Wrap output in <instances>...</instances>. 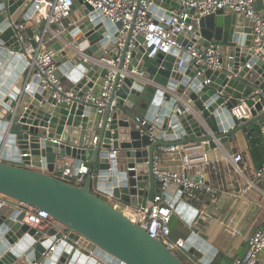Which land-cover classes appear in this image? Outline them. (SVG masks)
I'll return each instance as SVG.
<instances>
[{"label":"water","instance_id":"1","mask_svg":"<svg viewBox=\"0 0 264 264\" xmlns=\"http://www.w3.org/2000/svg\"><path fill=\"white\" fill-rule=\"evenodd\" d=\"M23 2L0 0V264L40 260L51 244L46 237L58 231L67 238L43 264H189L185 257L196 264H237L199 235L193 225L196 210L183 201L176 203V198L171 201L175 213L169 226L174 230L178 215H184L182 250L170 251L146 228L158 186L153 158L159 147L203 142L208 151L222 139H234L252 124L264 123V45L258 52L251 48V22L223 10L192 22L201 46L214 39L229 47L234 57L228 62L231 71L208 69L196 75L189 58L176 49L148 59L138 46L120 81L123 52L107 104L97 113L96 107L76 100L57 105L47 90L36 87V78H24L14 26L30 18L38 3L29 2L12 19ZM164 2L177 7L173 1ZM80 3L76 0L71 9ZM82 7L88 18L64 35L65 43L52 44L56 75L77 96L102 82L107 69L94 61L116 53L113 45L120 28V23L92 12L90 5ZM262 7L264 16V0ZM103 32L111 34L109 43ZM31 36L30 30L23 33L24 39ZM176 40L187 44L182 36ZM102 44L104 50H98ZM180 57L185 62L175 71ZM16 61L20 65L13 70ZM134 67L141 75L131 73ZM19 79L20 86L4 96ZM24 95L30 97L27 104ZM239 103L249 109V119L231 114ZM58 155L72 159L76 169L88 167L89 174L81 176L75 170L79 184L56 177ZM173 189L164 192L166 201ZM109 195L132 209L144 208L146 214L133 222L132 215L113 206ZM16 201L48 214L55 228L43 236L21 222L23 212L13 206Z\"/></svg>","mask_w":264,"mask_h":264},{"label":"built area","instance_id":"2","mask_svg":"<svg viewBox=\"0 0 264 264\" xmlns=\"http://www.w3.org/2000/svg\"><path fill=\"white\" fill-rule=\"evenodd\" d=\"M75 1L24 0L22 7L19 8V15L22 14V8L27 7L29 2H37V9L26 21L14 26L15 35L21 44L18 53L25 64L22 75L27 81L36 78V87L47 90L57 105H64L76 100L90 104L96 107L97 113H102L107 104L115 71L122 59L123 52L120 81L127 73L126 68L133 59V53L138 49V46L144 49L143 54L148 59H152L158 53L168 54L172 49H176L189 58L190 64L196 70V75H202L208 69L231 71L232 67L228 62L234 57L228 54L226 57L228 62H224L223 45L214 39L201 46L200 36L196 33L197 29L192 23L193 21L198 23L200 18L215 14L220 10L225 13L241 14L251 22V48L254 51H260L264 45V16L262 11L256 9V0H170L175 2L177 7L165 3L164 0H81L80 5L76 8L80 14L77 18H73L71 6ZM84 4L90 5L92 12H100L102 17L108 19L112 24L120 23V28L117 29L116 41L113 45L116 53L109 58L103 56L94 61L107 69L105 77L99 84V91L95 93L91 88L85 94L77 96L70 89H65L63 79L56 75V51L52 48V44L58 40L65 43L64 35L88 18V15L83 12L82 6ZM40 22L41 29H38L37 24ZM27 30L32 32V36L24 39L23 33ZM101 34L109 43L111 34L106 32ZM139 36L142 37L140 43L138 42ZM179 36H182V39L187 42L185 46L176 40ZM149 48L150 51H148ZM98 50H104V45H99ZM184 62L185 58L180 57L173 70L178 71ZM131 73L137 76L141 75L136 67L132 69ZM11 102L8 101L7 104L10 106ZM231 114L238 120L251 117L250 111L244 103L234 106ZM260 132L264 146V123L260 124ZM53 140L54 142L57 141ZM95 143L96 138H94L92 145L94 146ZM159 154H167L168 162L163 164ZM229 160L236 172L242 173L240 165L243 156L241 152L232 153ZM217 163L218 159L210 157L208 151L204 150L203 142L183 146H161L154 154L153 174L158 181V186L149 213L146 232L151 237L160 240L170 251L174 253L181 251L185 243L182 236L176 235L175 231L170 229V218L175 213L171 201L175 198L176 203L183 201L196 210V216L202 215L203 210L194 206L193 203L197 201L198 195L203 192L212 196L218 192L209 183L208 178L210 174L216 175L218 173ZM75 170L81 176L89 174L88 167L80 165L76 169L73 161L69 158L57 156L53 170L56 177L66 182L79 184L80 178L75 175ZM263 174L264 161L257 170L256 176L260 178ZM172 185H177V188L173 189ZM168 188L173 189V192H171L169 201H166L167 197L164 196V192ZM179 191L180 194L178 195ZM246 196L248 195L246 194ZM107 198L111 200L113 206L121 208L125 215H132V221L135 223H139L141 217L146 214L144 208L132 209L128 205L114 201L110 195ZM13 206L23 212L21 222L35 231L42 232L43 236H47L46 232L49 229L55 228V220L43 211L18 201ZM259 206L264 208V202L260 203ZM187 216H191L190 212ZM195 217H193V221ZM178 220L186 222L184 215H178ZM232 224H234V218L230 216L227 219L226 227L229 232L236 234L238 230ZM46 238L51 240V244L42 258L28 261L27 264H43L44 259L66 240L67 235L58 231ZM246 245L247 249L244 256L236 260V263L257 264L261 253L264 252V225L247 236ZM75 248L78 249L79 247L76 246Z\"/></svg>","mask_w":264,"mask_h":264},{"label":"crops","instance_id":"3","mask_svg":"<svg viewBox=\"0 0 264 264\" xmlns=\"http://www.w3.org/2000/svg\"><path fill=\"white\" fill-rule=\"evenodd\" d=\"M260 8H263L262 0H256V9L262 11ZM19 14L20 10H17L12 19H15ZM79 14V10L75 8L72 17L77 18ZM37 28L41 29V22L37 24ZM33 32L35 33V30ZM229 50V47L223 45L224 62H228L226 57ZM240 60L245 62L243 58ZM17 64L20 65L19 61H16V65L12 64L13 70L16 69ZM10 74L11 71L8 72V75ZM4 80L6 82V78ZM20 84L21 80H16L7 89L4 96L13 87L18 88ZM92 91L95 93L99 91V81L94 85ZM23 99L27 104L26 101L30 97L24 95ZM250 127H254V129L249 130ZM250 127L238 132L234 139H222L217 148L208 150L210 157L218 159V173L210 174L208 177L209 183L218 192L215 196L203 192L193 203L194 206L203 210V214L196 216L193 221V225L199 230V235L212 244L218 253L235 260L244 256L247 249V236L264 225V208L259 206L264 202V174L260 178L256 176L257 170L264 161V146L260 123L256 122ZM257 139L261 141L256 142ZM260 144L263 146V150L260 147L261 149H258L259 152H257L256 149ZM236 151H240L243 156L240 165L242 173L236 172L229 160V156ZM168 158L167 154H163L162 163H167ZM70 160L72 161V159ZM230 216L234 218L232 225L238 230L236 234L229 232L226 227L227 219ZM183 223L185 222L178 221L175 225L174 231L178 236H182L180 232L184 230ZM257 264H264V252L261 253Z\"/></svg>","mask_w":264,"mask_h":264},{"label":"trees","instance_id":"4","mask_svg":"<svg viewBox=\"0 0 264 264\" xmlns=\"http://www.w3.org/2000/svg\"><path fill=\"white\" fill-rule=\"evenodd\" d=\"M255 141H256V142H260L261 140H260V139H257V140H255ZM260 147H261L262 150H263V146L260 144V146L257 147V149H256L257 152H259L258 149H261ZM263 153H264V150H263ZM159 155L162 157V154H159ZM263 159H264V158H263Z\"/></svg>","mask_w":264,"mask_h":264},{"label":"rangeland","instance_id":"5","mask_svg":"<svg viewBox=\"0 0 264 264\" xmlns=\"http://www.w3.org/2000/svg\"><path fill=\"white\" fill-rule=\"evenodd\" d=\"M99 194H100V193H99ZM101 196L104 197V195H101ZM185 260H186L187 263L192 264V263L188 260V258L185 257Z\"/></svg>","mask_w":264,"mask_h":264}]
</instances>
